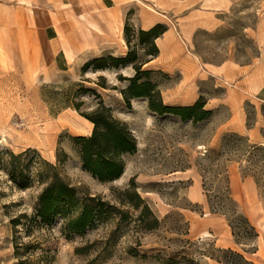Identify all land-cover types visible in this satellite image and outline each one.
<instances>
[{"label": "rangeland", "instance_id": "rangeland-1", "mask_svg": "<svg viewBox=\"0 0 264 264\" xmlns=\"http://www.w3.org/2000/svg\"><path fill=\"white\" fill-rule=\"evenodd\" d=\"M51 2L25 0L22 9L16 0V17L27 14L38 38L47 16L48 49L53 26L73 21L80 56L67 62L58 52L43 67L32 60L29 75H0V264H254L193 236L192 217L205 212L187 189L198 182L206 213L224 217L240 239L255 238L254 230L264 239V0H102L91 11L57 13L61 5ZM150 24L165 29L154 41L140 34ZM129 51L142 62L138 81L150 82L164 105L199 102L193 114L208 113L182 118L150 109L144 95L125 101L121 90L136 73L130 63L85 68ZM98 100L136 143L111 181L82 167L74 140L90 135L93 123L80 112ZM46 163L77 189V205L85 194L106 202L85 230L66 229L60 213L48 223L33 217ZM244 179L254 184L252 202ZM130 182L141 201L118 197Z\"/></svg>", "mask_w": 264, "mask_h": 264}, {"label": "trees", "instance_id": "trees-1", "mask_svg": "<svg viewBox=\"0 0 264 264\" xmlns=\"http://www.w3.org/2000/svg\"><path fill=\"white\" fill-rule=\"evenodd\" d=\"M159 27L160 24H155L148 30H140V34L149 35L154 41L165 30L158 31ZM152 43L154 44V42ZM154 48V55H157L158 49L155 45ZM94 62H100L94 68L118 67L126 63L132 64L136 73L134 76L128 78V86L121 90L125 101H128L133 96L144 95L148 98L150 109L160 113L172 112L182 118L194 117L193 111L202 107L199 102L184 107L164 105L160 99L159 92L155 90L150 82L138 81L142 62L136 60L132 51L127 52L123 57L109 55L107 57L91 59L85 63V68ZM154 96L157 98V103L154 102ZM74 107L78 109L77 105H74ZM80 113L93 123L90 135L79 136L74 139L78 145L82 167L100 181H111L118 178L124 166L122 154L131 153L136 149L135 139L131 135L127 125L114 118L111 114L110 107L104 105L102 100H98L97 105L90 112ZM200 113L201 115L195 116L194 119L202 118L208 111L201 109ZM46 164L47 169L38 174V182L44 183L45 185L36 197L33 217L38 219L40 223H48L54 216L60 213L65 217L66 229L73 231L85 230L92 224L95 216L103 212L104 207L107 206L106 202L99 200L97 196H88L85 194L82 202L77 205V189L60 176L55 165L51 163ZM118 197L127 200L135 197L138 201H141L133 182H130L129 186L122 190ZM96 200L97 202H95ZM144 210L149 211L146 205L144 206ZM12 222L17 225L18 219H13ZM25 227L26 230L29 229L28 225ZM251 228L253 229V227ZM232 234L234 235L233 232ZM234 236L236 239H240L238 235L235 234ZM256 236L257 232L254 230V236L252 238ZM225 251L229 254H236L243 259L239 253L231 249H225ZM214 258L222 262L220 258Z\"/></svg>", "mask_w": 264, "mask_h": 264}, {"label": "crops", "instance_id": "crops-1", "mask_svg": "<svg viewBox=\"0 0 264 264\" xmlns=\"http://www.w3.org/2000/svg\"><path fill=\"white\" fill-rule=\"evenodd\" d=\"M5 1L6 4L0 3L6 5L5 8H0V75H13L16 73L29 75L32 60L37 61L39 67H43L47 64L48 55L49 58H53L58 52H61L67 62H73L79 58L78 32L73 30V21H59L58 29L56 25L48 24L54 25L52 28L54 35L49 39L48 49L46 21L49 18L46 16L43 29L38 28V38H36L35 33L37 30L35 26H32L31 18L27 14L23 15V11L21 12V18L16 17V0ZM18 1L21 2V8L25 9L26 6L24 7L23 4L25 0ZM51 3L56 4L55 7L57 4L61 5L60 7L64 6V8L58 6L55 9L56 13L61 9L72 12L77 10L91 11L95 5L101 6L103 4L102 0H52ZM10 4H12V8H10ZM109 7H112L111 3L106 8ZM18 10L21 11L19 8ZM151 25H147V28ZM32 48L36 56L32 55ZM232 189L234 194L238 192L237 183H234ZM241 191L244 200L248 202H252L256 198L255 187L250 179H244L241 182ZM187 194L189 199L193 203H198L205 212L203 217H192L190 230H192L194 237H212L218 248L231 249L243 258L253 261L254 264H264V239L258 231L257 236L253 239H236L224 217L216 213H206L208 209L207 199L202 193L198 182L195 181L189 186ZM209 259L210 264H224L214 257Z\"/></svg>", "mask_w": 264, "mask_h": 264}, {"label": "bare ground", "instance_id": "bare-ground-1", "mask_svg": "<svg viewBox=\"0 0 264 264\" xmlns=\"http://www.w3.org/2000/svg\"><path fill=\"white\" fill-rule=\"evenodd\" d=\"M84 120H86V119H84ZM90 125H91V122H89L88 120H86Z\"/></svg>", "mask_w": 264, "mask_h": 264}]
</instances>
